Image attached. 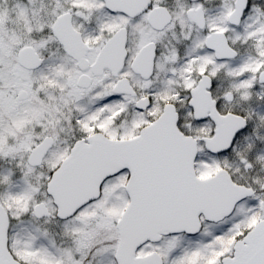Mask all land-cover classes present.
Masks as SVG:
<instances>
[{"label": "snow or ice", "instance_id": "snow-or-ice-1", "mask_svg": "<svg viewBox=\"0 0 264 264\" xmlns=\"http://www.w3.org/2000/svg\"><path fill=\"white\" fill-rule=\"evenodd\" d=\"M0 264H264V0H0Z\"/></svg>", "mask_w": 264, "mask_h": 264}]
</instances>
